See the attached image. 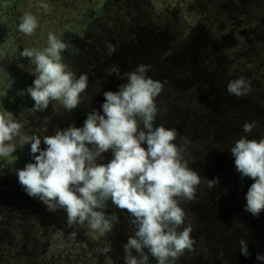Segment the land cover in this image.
Here are the masks:
<instances>
[{
	"label": "rangeland",
	"instance_id": "1",
	"mask_svg": "<svg viewBox=\"0 0 264 264\" xmlns=\"http://www.w3.org/2000/svg\"><path fill=\"white\" fill-rule=\"evenodd\" d=\"M43 2L47 4V11L41 6V0L0 2V112L12 113L14 119L25 125L24 131L27 134L39 135L41 149H46L43 141L45 133L53 135L57 130L73 125L78 127L79 110L75 108L68 111L58 101H50L47 109L33 111L35 102L26 91L35 79V74L30 70L34 65L29 58L22 57L20 52L25 47L46 46L47 35L53 32L68 44L63 53L65 63L77 76L88 74V87L78 106L87 102L92 111L97 110L103 114V93L118 91L119 86L126 83L125 79L115 73L109 75L107 69L115 65L123 73L135 70L140 64L150 65L148 75L165 83L164 91L157 98L161 111L156 125L160 122L168 123L169 128L177 127L179 136L187 137L190 141L186 157L189 160L195 158L197 168L202 164L207 170L211 168L215 175L211 179L219 177L218 184L226 189L230 185L248 190L254 182L252 179L241 178L235 165L233 173L222 168L228 166L221 160L233 157L232 154L214 155L218 150L215 142H219L221 138L215 141L220 135L216 137L213 126L216 127V132L220 129L222 114L226 110L231 118L240 123V128L236 126L234 133V125L230 122V136L226 140L228 145L232 146L245 135L242 125L246 121L256 122L249 139L259 140L264 137V0ZM25 12H31L38 20V27L30 36L18 30L19 17ZM194 40L212 43L219 49V54L225 56V72L218 75V83L224 86L221 88L224 93L220 91L219 94L226 97V101L220 107L216 103L219 97H214L211 103L203 99L205 90L199 88L196 91L193 88L196 84L206 88V84L213 81L214 76L202 77V80L198 77L196 81L185 80L183 76L185 69L194 67L186 60L189 57V44ZM197 56L203 63L213 59L212 55ZM241 76L250 81V94L243 97L229 95L228 82ZM22 90L24 94L19 95ZM203 106L207 113L202 110ZM202 114L206 119L202 120ZM196 119L209 122L210 130L200 126L201 121L195 125L189 124ZM212 122L216 125H212ZM227 125L228 123L225 128ZM44 128L47 131H43ZM11 142L16 143V151L10 157L0 158V239L8 234L10 220L14 215L13 205H22L23 209H28L27 214L39 225L35 232L36 239L28 253L16 262L19 250H15L10 259L11 264H28L30 261L33 264H112L110 256L103 254L101 249L106 241L110 243L117 240V235L132 229L130 217L109 200L104 211L119 217V223L115 224L111 233L105 237L100 236L86 225L69 226L66 230L67 213L64 209L49 211L38 198L30 197L18 181L17 172L25 167L21 164L35 162L30 159V143L20 144L19 138H14ZM182 142L177 140V143ZM142 146L147 148L146 144ZM20 154H25L26 157L19 159ZM102 157L98 159V163L111 161V149L103 153ZM5 162L7 165L3 167ZM210 193L216 195L214 188ZM199 195L200 191H197L196 201L199 200ZM226 197L223 195L222 199L226 200ZM202 202L205 209H209L210 202ZM200 209L201 205L198 211ZM202 221L204 222V218L201 221L192 220L193 232L200 230ZM58 226L64 233L58 232ZM73 231L77 233L74 238L71 236ZM125 243L127 241L121 244L120 249L114 250L122 261ZM111 248H114L113 244ZM133 254H136L135 250ZM0 261L3 260L0 258Z\"/></svg>",
	"mask_w": 264,
	"mask_h": 264
},
{
	"label": "clouds",
	"instance_id": "2",
	"mask_svg": "<svg viewBox=\"0 0 264 264\" xmlns=\"http://www.w3.org/2000/svg\"><path fill=\"white\" fill-rule=\"evenodd\" d=\"M41 6L47 11L43 0ZM37 27L38 20L31 12L19 17L18 30L25 35H32ZM67 48L64 40L49 32L46 46L25 47L20 52L34 65L30 70L35 79L26 90L35 102L33 111L47 109L50 101H58L68 111L81 103L89 77L87 73L77 76L65 63L63 53ZM150 67L140 64L123 73L115 65L107 69L109 75L115 73L126 83L118 91L103 93V114L93 110L83 127L73 125L44 136L46 149L40 147L41 137L27 134L25 125L12 113L0 112V158L16 151V143L11 142L14 138H19L20 144L30 143L35 162L17 172L19 183L30 197L38 198L49 211L64 209L70 227L86 225L104 237L119 223L117 215L104 211L111 200L118 208L128 210L135 226L134 235L123 245L124 264H150V256L156 264H177L186 252L195 250L193 222L181 202L196 199L202 177L190 167L185 155L188 138L180 137L176 128L155 123L161 111L157 98L165 83L148 75ZM227 92L236 97L249 95L251 83L243 76L232 79ZM254 127L256 122H244L245 135L229 150L241 178L254 181L246 193L244 210L259 216L264 211V137L249 139ZM178 139L183 142L177 143ZM145 144L146 149L142 146ZM109 149L111 161L98 163ZM204 183L212 188L219 177L205 179ZM76 235L75 231L71 233L73 238ZM239 246L241 254L248 257L247 241L241 239ZM111 251L106 241L101 252ZM256 260L264 264V254L257 253Z\"/></svg>",
	"mask_w": 264,
	"mask_h": 264
},
{
	"label": "trees",
	"instance_id": "3",
	"mask_svg": "<svg viewBox=\"0 0 264 264\" xmlns=\"http://www.w3.org/2000/svg\"><path fill=\"white\" fill-rule=\"evenodd\" d=\"M165 12L168 13V11ZM218 51L219 49L208 41H191L187 53L189 57L191 55L192 56L190 59L187 57L186 60L189 61L194 67L191 69H185L183 76L185 80L190 81H196L199 79L198 77H200L202 80V77H208L211 75L214 76L213 81H209L206 84V88L201 87L196 83L193 88L196 89V91L199 88L203 89V91L205 90L203 99L208 100L211 103L214 101V97H219L217 98L216 103L217 107H220L221 103L226 101V97H223L219 94L220 91L221 93H224L222 90L224 86L218 83V75L225 72L223 68L225 56L220 55ZM197 54L204 56L212 55L213 59L211 61H204L203 63ZM208 66H211V69H208ZM216 76H218L217 79ZM201 108L205 113H207L205 106ZM76 109L77 111H80L78 115V127H83L88 113L92 110L87 102H83L80 106L76 107ZM62 111L65 110L62 109ZM162 116L165 117V115ZM202 117V120L206 119V116L203 114ZM199 121L201 120H192V122H189V124L195 125L198 124ZM230 122L234 125L232 130L235 133L234 129L236 126L240 128V123L231 118L229 113L225 110L222 114L220 129H218L216 132V127L213 126L216 137L220 135L215 141L221 138L219 142H215L218 148L217 152L214 154L215 156L217 154H222L223 156L231 154L229 150L231 146L226 142V140H228V136H230L228 135V128H230L231 125ZM226 123H228V125L225 128ZM160 124L162 123L159 122L157 126ZM164 125L166 127H170L168 123ZM212 125L216 124L212 122ZM200 126L206 127L208 131L210 130L209 122L201 121ZM176 129L178 133H180L177 127ZM239 131L237 133H239ZM51 135L52 134L50 133H45V136ZM45 147L47 148L46 144ZM23 157H26V155L20 154L18 156L19 159H22ZM30 159L34 160L33 154L31 152ZM194 160L196 159L194 158L189 160L190 167L197 171L202 177V182L197 189V191H200V198L198 200L199 202L196 200L191 202H181V206L188 214V218L193 220V222L196 220L201 221L202 218H204V222L202 221L201 228L198 232H192V236L196 242L194 245L195 250L192 252H186L179 258L177 264H261V262L256 260V255L257 253L264 254V211H262L259 216H254L244 210L246 204V193L248 191L247 189L230 187V185L226 189L223 185L216 184L212 188H214L217 196L212 195L210 193L212 188H208L206 183H204V180L214 178V171L210 168V166V169L207 170L204 167V164L197 168V164L194 163ZM221 161L226 163L228 166H222V168L226 171H229L230 173H233L235 165L233 157H229L228 159L224 158ZM108 162L110 161H105V164ZM26 164L27 163L21 165L26 166ZM5 165H7V162L4 163L3 167ZM1 172L2 169L0 168V173ZM223 195L227 196L226 200L222 199ZM204 200L210 202V207L207 210L203 205L204 202H202ZM200 205L202 206V209L198 211ZM21 206L22 205H13L14 215L10 220L11 225L9 227L8 234L3 235L0 239V258L3 260L0 261V264H11L10 259L15 250H19L16 262L20 261L25 256V254L28 253L29 248L36 239L35 232L39 228V225L32 220V216L27 214L29 210L23 209ZM121 210L125 212L127 217H130L127 209ZM49 222L50 220L46 224ZM58 228L60 229L58 232L60 231L64 233L60 226H58ZM68 228L69 225L67 224L66 230ZM131 228L132 229L129 231H125V233L117 235L115 237L117 240L110 242V244L114 245V248L107 254L110 256L112 264H124V261L120 259L119 254L114 253V250L120 249L121 244L128 241L129 237L134 235L135 226L132 223ZM241 239H245L247 241L250 253L248 257H245L240 252L239 241ZM28 264H33V261H30ZM150 264H156L154 257L150 256Z\"/></svg>",
	"mask_w": 264,
	"mask_h": 264
}]
</instances>
